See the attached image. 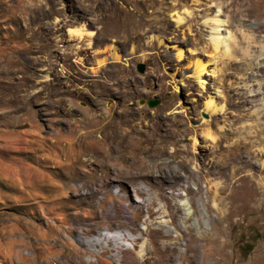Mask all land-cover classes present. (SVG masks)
Returning a JSON list of instances; mask_svg holds the SVG:
<instances>
[{
	"label": "rangeland",
	"instance_id": "1",
	"mask_svg": "<svg viewBox=\"0 0 264 264\" xmlns=\"http://www.w3.org/2000/svg\"><path fill=\"white\" fill-rule=\"evenodd\" d=\"M0 264H264V0H0Z\"/></svg>",
	"mask_w": 264,
	"mask_h": 264
},
{
	"label": "bare ground",
	"instance_id": "2",
	"mask_svg": "<svg viewBox=\"0 0 264 264\" xmlns=\"http://www.w3.org/2000/svg\"><path fill=\"white\" fill-rule=\"evenodd\" d=\"M212 20L214 22V26L212 27V31H211V34H212L211 35V41L214 44L215 49L217 50L219 48V46H220V44H221L223 39H221L220 32L218 30L219 19L217 17H214ZM70 31L73 32L77 36H82L84 33H86L88 37H91L93 35L92 31L86 30L85 28H82V27H79V26L71 27ZM177 53H178L179 56H181V52L180 51L177 52ZM208 67H209L208 60L204 61L203 63H200V64L196 65L195 72L197 73V76H198L199 79H200L201 74H203L206 71L210 70V71L214 72V68H212L211 66H210L211 68H208ZM214 101H213L212 97L209 98V100L206 103L207 110H211V112H213V111H217L219 109L218 105H216ZM205 134L207 136L211 137L212 139H214V136H213L209 126L205 127ZM166 228H167L168 231L170 230L169 227H166Z\"/></svg>",
	"mask_w": 264,
	"mask_h": 264
},
{
	"label": "water",
	"instance_id": "3",
	"mask_svg": "<svg viewBox=\"0 0 264 264\" xmlns=\"http://www.w3.org/2000/svg\"><path fill=\"white\" fill-rule=\"evenodd\" d=\"M136 69L138 72L142 73V72H144L145 66L143 63H138ZM144 102H145V100H143V99L140 100V103H144ZM158 103H159V101L156 99H149L146 101V104L149 107H153V106L157 105Z\"/></svg>",
	"mask_w": 264,
	"mask_h": 264
}]
</instances>
